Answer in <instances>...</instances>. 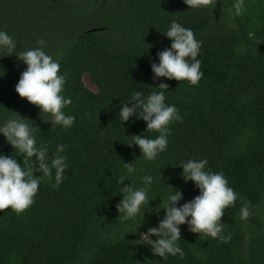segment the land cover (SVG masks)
Wrapping results in <instances>:
<instances>
[{
	"label": "trees",
	"instance_id": "trees-1",
	"mask_svg": "<svg viewBox=\"0 0 264 264\" xmlns=\"http://www.w3.org/2000/svg\"><path fill=\"white\" fill-rule=\"evenodd\" d=\"M173 20L201 42L203 76L196 85L154 80L150 63L170 47L163 33ZM0 29L13 36L17 51L47 41L44 50L60 60L64 95L72 98L63 111L75 117L68 129L52 128L49 117L15 91L26 65L15 52L0 51V120L13 112L29 119L49 156L57 144L66 145L61 155L69 165L58 187L54 180L41 183L22 214L10 207L0 212V264H264V0L194 7L184 0H0ZM161 81L169 85L165 102L182 120L170 125L167 150L148 161L138 146H129L131 137L158 133L146 132L135 117L121 123L118 113L135 91H160L153 87ZM0 153L16 155L2 135ZM16 158L22 164L23 157ZM188 159H207L208 169L223 172L252 215L240 219L237 199L221 218L228 242L192 233L185 224L184 256L159 257L134 242L163 218L157 209L171 192L166 187L182 191L180 204L199 194L181 176ZM124 163H134L136 173L121 187H141L139 177H154L144 214L127 221L116 208Z\"/></svg>",
	"mask_w": 264,
	"mask_h": 264
},
{
	"label": "clouds",
	"instance_id": "clouds-1",
	"mask_svg": "<svg viewBox=\"0 0 264 264\" xmlns=\"http://www.w3.org/2000/svg\"><path fill=\"white\" fill-rule=\"evenodd\" d=\"M189 7L200 3L207 4L209 0H184ZM237 14L240 8L237 7ZM170 41V47L157 53L158 63L151 62L150 67L154 80L165 78L167 80L187 81L191 85L199 83L203 76L201 61L198 59L201 42L194 36L193 31L173 20L169 28L163 33ZM37 47L17 51V42L8 32L0 29V51L15 52L19 61L26 65L25 70L15 85L19 97L26 99L30 104L38 107L40 113L47 115V121L54 126L70 128L75 117L66 115L63 109L72 103L70 96L64 95L66 76L59 74L60 60L48 54L44 47L47 41L43 38L37 40ZM62 55V53L60 54ZM12 56V55H11ZM169 85L161 81L156 89L160 91L148 92L147 95L135 91L126 103L120 105L118 118L121 123L129 122L132 117L143 120L146 132L155 131L158 135L149 137L134 135L129 146H138L141 157L148 161L155 160L168 147V137L171 134L170 125L182 120L178 108L174 104H167L165 90ZM12 112V111H10ZM7 119L0 120V135L11 145L16 155L0 153V212L11 208V212L22 214L30 208L41 183L45 180L53 181V188L63 182L65 170L68 168L67 157L61 155L66 145L59 143L55 152L49 156L48 147L38 144L35 132L39 130L33 122L22 118L18 113ZM23 157L18 163L16 157ZM38 165V167H36ZM207 159H188L181 163L183 171L181 176L187 183L193 182L199 194L190 201L180 204L183 193L171 186V192L166 199H161L157 209H163L164 216L159 220L158 226L149 227L146 232L139 233V239L134 243L149 246L153 254L159 257L184 256L180 246L181 225H187L192 233L203 234L222 242L231 239L230 234L224 233L221 218L225 209L234 206L237 199H241L239 209L240 219L247 220L252 212L249 203L239 196L223 172H213L207 168ZM126 175H121L117 183L122 199L116 204L119 218L134 220L142 212L145 205H149L148 192L153 184L154 177L144 174L139 177L141 187L132 183L124 185L128 176L136 173L133 164L124 163ZM40 173L41 175H37ZM122 214V215H121ZM137 230V229H136ZM135 230V232H136ZM156 237L153 241L151 237Z\"/></svg>",
	"mask_w": 264,
	"mask_h": 264
},
{
	"label": "rangeland",
	"instance_id": "rangeland-1",
	"mask_svg": "<svg viewBox=\"0 0 264 264\" xmlns=\"http://www.w3.org/2000/svg\"><path fill=\"white\" fill-rule=\"evenodd\" d=\"M83 82L89 89L96 91V87L90 83L88 76L83 77Z\"/></svg>",
	"mask_w": 264,
	"mask_h": 264
},
{
	"label": "water",
	"instance_id": "water-1",
	"mask_svg": "<svg viewBox=\"0 0 264 264\" xmlns=\"http://www.w3.org/2000/svg\"><path fill=\"white\" fill-rule=\"evenodd\" d=\"M50 1H57V0H50Z\"/></svg>",
	"mask_w": 264,
	"mask_h": 264
}]
</instances>
